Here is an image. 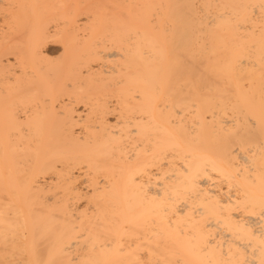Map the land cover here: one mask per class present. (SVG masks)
<instances>
[{
	"label": "bare ground",
	"instance_id": "bare-ground-1",
	"mask_svg": "<svg viewBox=\"0 0 264 264\" xmlns=\"http://www.w3.org/2000/svg\"><path fill=\"white\" fill-rule=\"evenodd\" d=\"M0 264H264V0H0Z\"/></svg>",
	"mask_w": 264,
	"mask_h": 264
},
{
	"label": "rangeland",
	"instance_id": "rangeland-1",
	"mask_svg": "<svg viewBox=\"0 0 264 264\" xmlns=\"http://www.w3.org/2000/svg\"><path fill=\"white\" fill-rule=\"evenodd\" d=\"M60 47H62V45L59 42H55V41L49 45V51L51 52V54L53 55V57L55 55H59V53H60Z\"/></svg>",
	"mask_w": 264,
	"mask_h": 264
}]
</instances>
